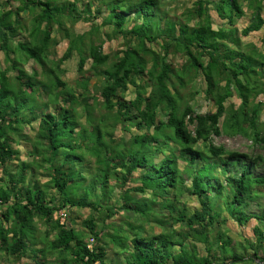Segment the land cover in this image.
I'll return each mask as SVG.
<instances>
[{"label": "trees", "instance_id": "trees-1", "mask_svg": "<svg viewBox=\"0 0 264 264\" xmlns=\"http://www.w3.org/2000/svg\"><path fill=\"white\" fill-rule=\"evenodd\" d=\"M76 1L57 7L51 0H0V52L10 65L5 70L0 68V254L17 264L24 257L30 259L27 264H49V250L70 253L71 264H109L106 250L114 243L125 257V264H264V215L247 216L242 212L245 199H256L252 195L264 189V177L248 180L258 158L227 151L211 141L212 136L225 133L250 138L253 145L264 144V124L260 130L256 128L258 108L249 109L247 99L256 90L263 92L264 69L255 57L264 63V56L240 52L233 30L211 28L210 6L220 19L232 24L233 18L242 16L239 0H195L188 12L195 20L193 26L159 19L157 0H102L94 12L88 4H82L84 9L77 12ZM241 1L253 9L243 33L261 30L262 0ZM14 2L21 6L5 10ZM35 9L39 15L29 33L30 40L11 47V38L23 30L22 13ZM84 12L103 16L100 25L111 27L113 38L121 37L129 44L115 54L110 67L89 76L83 72L86 59L93 66L110 61L100 51L103 42L90 39L84 47L81 43L85 36L70 38L61 59H69L73 52L78 54L77 87L63 93L64 81L52 68L46 69L43 58L47 57L53 24L60 28L63 17L76 22L84 18ZM131 15L136 23L125 29ZM91 30L98 33V27ZM171 52L184 59L176 69L166 60ZM27 59L41 65L48 81L25 77L18 63ZM10 70L18 72L14 84L7 75ZM199 74L205 81L207 96L216 106L213 113L197 114L188 104L180 110L178 94L175 91L174 96L170 90L172 79L184 85ZM93 76L103 79L94 87L96 95H90L88 86ZM219 79L224 83L223 93ZM129 87L132 96L127 100ZM233 97L240 104L227 112L225 103ZM37 98L44 106L53 105L59 110L40 116L37 140L28 155L31 160L12 168L18 157V150L12 148L14 138L22 137L23 125L37 120ZM93 105L113 112V123L122 130L134 129L129 143L104 131L107 127L103 116L92 125ZM75 106L82 108L86 121L88 118L87 128L76 122ZM24 113L31 117H24ZM226 113L222 125L221 117ZM199 145L207 149L208 155L204 156ZM158 155L161 160L154 164ZM86 157L93 158L96 167L101 168H96L98 174H93ZM179 161L186 164L184 171L195 168L189 186L177 167ZM235 166L241 167L240 173L230 176V168ZM43 168L48 169L50 180L40 186L33 173ZM138 169L140 173L134 176ZM212 170L218 171L222 181L210 174ZM130 182L136 186H127ZM47 188L54 190L52 198L46 194ZM184 191L197 199L198 206L190 215L183 203L179 208V194ZM73 208L90 211L82 220L83 231L75 230L68 220L61 223L53 218L56 211ZM116 215L125 222L113 223L111 219ZM38 219L49 228L44 237L47 247L40 250L33 248L37 245L34 232ZM228 219L241 228L256 220L251 230L253 238L241 237L243 245L233 246L220 229ZM146 223L164 231L147 238L142 234ZM176 225L181 231L175 237L178 252L173 254L172 227ZM86 234L95 240L91 248L84 239ZM194 241L203 243L201 250Z\"/></svg>", "mask_w": 264, "mask_h": 264}, {"label": "rangeland", "instance_id": "rangeland-1", "mask_svg": "<svg viewBox=\"0 0 264 264\" xmlns=\"http://www.w3.org/2000/svg\"><path fill=\"white\" fill-rule=\"evenodd\" d=\"M133 2V0H131ZM195 0H157L159 3V6L156 10V13L159 16V19L161 18H167L170 19L178 24H184L185 22H188L191 26L195 23L194 19L189 18L190 15H188V12L191 11L193 8V2ZM51 2L54 4V6L62 7L63 4H66L68 2H73V0H51ZM102 3V0H77L76 6H78V11L81 12L84 8L82 4H88L90 7V11L94 12V9H96L97 4ZM241 4V12L242 16L240 18H233V23H228L227 19H220L216 12L212 9L210 6V16L212 18L211 21V28L213 31H217L218 28L221 26L223 28H226L227 30H233V35L236 37L239 42V51L243 52L245 54H251L253 56V52L257 53L258 55L264 56V27L257 31V32H250L248 34H244L243 30L250 24L253 9L248 7V2L239 0ZM257 4V2L255 1ZM260 13L262 15V18L264 19V0L260 2ZM21 6V3L14 2L11 3L9 6H6L5 10L8 8L14 10ZM88 14L84 12L81 14L82 18L81 20H78L76 22H71L68 17L60 18L61 20V27H57V25L53 24V29L51 33V43L48 44L46 48V58H43L44 65L46 66V69L52 68L57 76L61 78L65 83V89L61 92H66L67 90H72L77 87V68H78V54L76 52H73L71 57L67 60H62V55L66 51V48L68 46V42L70 38H75L76 36H85L82 45L86 47L89 43L88 41L94 40L95 42L102 41L103 44L101 46V53L104 55H108L110 58V61L107 62L104 66H93L92 61L90 59H86L85 64L83 66V72L85 74H88L89 76L92 74H95V72L107 69L111 66V62H114L115 54L120 53L123 51L129 44V42L126 39H123L121 37H112L111 36V27L107 26H101V20L103 19V16L98 18L93 13ZM39 15V12L37 9L33 10L31 13H22L23 16V30H20L17 32L16 36L12 37V41L10 42V46L13 47L17 42H28L30 40L29 33L31 32V29L33 25L35 26V19ZM187 19H190L187 21ZM128 22L125 25V29L131 28L134 23L133 22V16H129ZM44 24V23H43ZM43 26V25H42ZM92 27H98V33H93L91 28ZM165 27V26H164ZM43 28V27H41ZM90 32H92L94 35L91 36ZM67 34V36L65 35ZM111 37V38H110ZM132 45V43H130ZM155 48L158 49L157 46ZM14 55H11V58H14ZM257 61L260 63V66H263L264 69V63L263 61L259 60L257 57H255ZM167 63L170 64V66L173 69L178 68L184 63V59L181 58L179 54L176 53H169L167 57ZM237 60V59H236ZM18 66L23 70L25 77L30 78L31 80H36L40 82H46L48 79L43 76L42 74V67L40 64L36 63L33 60H24L20 61L18 63ZM57 66H59V69H57ZM10 67L9 62L5 58V55L3 52H0V68L5 70ZM8 78L11 82L16 83L15 77L18 75L17 70L13 71L10 70L7 73ZM25 77H22L21 79H24ZM260 82V79H258ZM103 81L101 77L93 76L91 77L88 86L90 88V95H96L97 92L95 91V86L100 84ZM260 83H257L258 86ZM218 86L220 87V91L223 93V86L224 83L219 79L218 80ZM261 87L263 89L262 91H255L253 93H250L248 96V102H249V109L251 107L258 108V117L256 121V128L257 130L261 129V126L264 124V79L262 80ZM129 93L126 94L125 98L128 100L132 93V87H129ZM170 90L176 96L175 91L177 92V102L179 103V108L182 110L185 106V104H188L192 110L197 114H203L207 112H215L216 106L213 103L212 99L207 96L206 94V86L205 81L201 74L194 77V79L190 80L189 82L186 81L184 85H179L176 83V80L172 79V86H170ZM240 104V100L236 97L230 98L226 101L225 107L227 112H232V110H235L238 108ZM251 106V107H250ZM36 110L34 112L37 115L36 121H31L29 124H25L22 127L21 136L20 138L15 137L14 142L12 144V148L18 150V157L16 161H14L12 164V168L16 167L20 162H28L31 160V158L28 156L29 152L31 150L32 144H34L37 140L38 135V123L40 121V116L45 114H56L58 112V108L54 107L53 105L44 106L43 101L41 98H37V106ZM76 107V106H75ZM93 111L91 118V121H93L92 125L98 124V120L103 116V121L106 124V129L104 128V131H110L112 132V137L117 138V140L123 138V141H126V144L129 143V138L132 133H134V129L130 130H122V127H119L118 125L113 123L112 116L113 112H107L106 110H103L102 107H96L95 105L92 106ZM42 113V114H40ZM23 116L31 117L28 113H24ZM228 114L226 113L224 116L221 117V122L223 125L224 120L227 118ZM75 117L76 122L80 124L81 127L87 128L88 124L86 121V115H84L81 107L75 108ZM161 117H158V120H160ZM114 124V125H113ZM100 131L101 128L98 125L97 126ZM90 129V127H89ZM212 144L216 147L222 146L227 151H237L240 153H245L249 156V158L257 157L258 161L250 168V177L248 180L253 181L254 178L258 177H264V144L260 145H253L250 138L242 137L241 135H236L233 137L228 136L227 134H222L220 136H212L211 137ZM199 150L204 154V156L208 155L207 149L203 145H199ZM111 149V147H110ZM63 151V150H62ZM87 156V154H86ZM157 158L154 159V164H158L161 159V155L156 156ZM86 163L92 167L94 170L93 174H98L95 170L96 163L94 162L93 158L86 157L84 158ZM247 162V161H246ZM245 162V164H246ZM244 164V165H245ZM44 166L47 167L45 164ZM186 164L182 161H179L177 163V167L179 170H182V177L185 180V183L189 186V180L193 175L195 174V168L191 167L184 171L186 168ZM236 168H230V176H235L240 173V166H235ZM99 169V168H98ZM48 169H35L33 176L34 179L37 178V181L40 186L47 185L49 182V173L47 171ZM101 170V168L99 169ZM90 173V169H88L87 174ZM138 173H140L139 169L134 173V176H138ZM84 174V171H83ZM86 174V175H87ZM92 174V171H91ZM214 178L215 176L219 177L218 171L212 170L210 173ZM1 168H0V177H1ZM85 175V174H84ZM86 177V176H85ZM87 180V178H86ZM219 180L222 181L221 176L219 177ZM247 180V181H248ZM224 184V182H223ZM109 185H112L111 182ZM43 186V187H44ZM129 187L136 186V183L130 182L128 183ZM252 191H255V188H251ZM46 194H48L49 198H52L53 195H55L54 190L47 188ZM256 199L246 200L245 199V206L242 210V212L247 215H257L262 216L264 215V189L261 191L258 190L257 195H252V197H255ZM98 197V196H97ZM179 208L182 207V203L185 205V208L187 210V215H190L194 208H196L197 205V199L196 197L189 196L185 191L181 192L179 194ZM220 204V203H219ZM224 208L222 205L220 206ZM219 212V211H218ZM61 213L65 214L66 217H61ZM89 209H78L73 208L72 210L68 209H61L54 213L53 218H59V222H64L65 220H68L70 225L77 231H83V227L81 225L82 220L85 219L87 216H89ZM120 216V215H119ZM118 215L114 216L111 221L113 223H123L125 222V219L119 217ZM223 218V216H222ZM264 224V223H263ZM36 225L38 227L40 235L43 234L44 230L48 226L43 223L42 220H36ZM256 225V220H250L244 228L238 227V224L234 222L232 219H228L226 224L223 225L220 229L225 234V236L229 237L232 245L239 244L243 245L242 238H253L252 235V228ZM142 234L150 238L152 236H156L160 233V229L157 228V226L152 225L151 223H146L143 225ZM183 228V227H182ZM174 230L177 232L181 231V227L179 225H176L174 227ZM87 244L91 247L95 245V241H91L92 237L88 234L84 237ZM203 244L197 245V247L202 246ZM110 246V245H109ZM202 247H200L199 250H201ZM0 264H6L5 262H2ZM12 264V263H10ZM98 264V263H96ZM247 264H254V263H247Z\"/></svg>", "mask_w": 264, "mask_h": 264}, {"label": "crops", "instance_id": "crops-1", "mask_svg": "<svg viewBox=\"0 0 264 264\" xmlns=\"http://www.w3.org/2000/svg\"><path fill=\"white\" fill-rule=\"evenodd\" d=\"M174 227H176V226L172 227V229H173V237L174 238H173V241H172L171 252L173 254H177L179 248L176 245V242H177L176 240L177 239H175V237L180 232H177L176 230H174ZM157 228L160 229V233H162L164 231V228H162L160 226H157ZM47 229H49V228L46 227V229L44 230L43 234L40 235L37 225L35 226L34 237H35V242H36L35 244H37V245H35V246L32 245L33 248H37V249L39 248L38 250H40L41 248L47 247V246H45L46 243H47L45 241L46 238H44L45 235H46ZM52 238H53V235H50L49 236V240H51ZM31 242L32 241L30 240L29 243H31ZM40 242H42L43 247L41 246ZM29 243H28V245H29ZM194 243L197 244V245L203 244V243H199V242H196V241H194ZM109 245H108L107 250H106L108 263L109 264H125L126 263L125 257L123 256V254L120 253V250L114 245V243L109 244ZM176 250H177V252H176ZM25 252L29 253L28 250L25 251ZM46 255H47L48 262L50 261L49 264H64L65 262H68L66 264H71V262H70V259H71L70 253H61L59 251L55 252V251H49L48 250ZM28 261H30V259H27L26 257H24V258L20 259L19 264H27ZM2 262H5L6 264H10V263L17 264V263H14L11 260L10 257L5 256L4 254H0V263H2Z\"/></svg>", "mask_w": 264, "mask_h": 264}, {"label": "built area", "instance_id": "built-area-1", "mask_svg": "<svg viewBox=\"0 0 264 264\" xmlns=\"http://www.w3.org/2000/svg\"><path fill=\"white\" fill-rule=\"evenodd\" d=\"M60 215H61V217H66V215H65V214H63V213H61ZM91 241H92V240H91Z\"/></svg>", "mask_w": 264, "mask_h": 264}, {"label": "clouds", "instance_id": "clouds-1", "mask_svg": "<svg viewBox=\"0 0 264 264\" xmlns=\"http://www.w3.org/2000/svg\"><path fill=\"white\" fill-rule=\"evenodd\" d=\"M92 242H93V240H92ZM88 248H91L89 245H88ZM96 264V263H95ZM99 264V263H98Z\"/></svg>", "mask_w": 264, "mask_h": 264}]
</instances>
